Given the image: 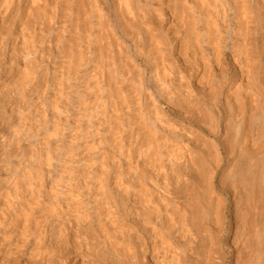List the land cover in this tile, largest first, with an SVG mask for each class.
<instances>
[{
  "label": "bare ground",
  "instance_id": "obj_1",
  "mask_svg": "<svg viewBox=\"0 0 264 264\" xmlns=\"http://www.w3.org/2000/svg\"><path fill=\"white\" fill-rule=\"evenodd\" d=\"M0 264H264V0H0Z\"/></svg>",
  "mask_w": 264,
  "mask_h": 264
},
{
  "label": "rangeland",
  "instance_id": "obj_2",
  "mask_svg": "<svg viewBox=\"0 0 264 264\" xmlns=\"http://www.w3.org/2000/svg\"><path fill=\"white\" fill-rule=\"evenodd\" d=\"M70 146H71V144H70ZM84 150H85V149H84ZM87 151H88V150H87ZM87 151H86V152H87ZM89 151L92 153V152H94V151H96V150H89ZM87 153H89V152H87ZM86 158H88V157H86ZM86 160H88V159H86ZM95 160H96V159H95ZM95 160H94V161H95ZM94 161H93V162H94ZM94 163H96V161H95ZM88 164H89V161H88ZM91 164H92V163H91ZM96 164H97V163H96ZM96 164H94V165L96 166ZM97 166H98V164H97Z\"/></svg>",
  "mask_w": 264,
  "mask_h": 264
}]
</instances>
